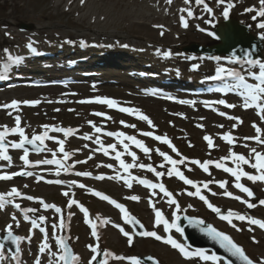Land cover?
<instances>
[{"label": "rangeland", "instance_id": "obj_1", "mask_svg": "<svg viewBox=\"0 0 264 264\" xmlns=\"http://www.w3.org/2000/svg\"><path fill=\"white\" fill-rule=\"evenodd\" d=\"M227 2L229 0H225V7ZM230 2L234 4V7L229 10L230 16L242 18L252 33H264V29L256 27L257 23L264 21V17H257L256 20H253L252 17L256 15V12L245 11L246 8L258 9L260 7L259 0H230ZM205 3L213 9L211 15L203 10V5H196L195 0H191L190 5H185L183 0H172L171 4L165 3V0H88L82 5H80V0H0V71L7 73L8 70L3 68V65L8 64L7 68L12 66V60H8L9 54H18L25 60L26 56L30 54L27 44L31 42L39 50L54 54L43 59L48 64L46 67L37 64L40 61L39 57L34 58V63L28 64L30 68L21 67V70L26 71L25 73L21 72L22 75L31 74L41 78L55 75V78L50 77L52 80L63 79L64 77L61 75L72 77L71 82L69 81L66 86L57 84L35 86L26 82L23 77L11 80L7 84H0V105L10 104L13 100L40 101L34 106L20 103L16 110L0 107V125L14 127V117L19 115L21 127L29 137L43 132V125H61L77 129L67 138L64 134H55L50 131L48 135L55 139L45 140V153L40 156L32 154L29 156V160L32 162L30 167L24 166L23 161L17 162L23 152L12 149L9 145L8 155L12 157L11 164L8 169L0 170V174H11L24 170L31 171L33 175L14 176L7 181L0 180V192H6L12 187H16L21 193L31 194L47 203H54L53 200L62 202L64 204L63 216L66 214L65 217H67V213L70 212L73 216L68 221L64 217L65 224L67 221L66 227L63 230L57 228V235L63 232L69 234L76 254L81 257L80 264H87L90 259V250L86 246L94 244V241L90 238L86 224H84L83 213L76 206L65 207L67 197L60 193L63 190H69L70 195L73 194L78 198L83 195L88 196L89 205L96 211L94 216L98 225L97 217L109 221L107 224L98 226L101 234L100 246L101 249H107L116 255L127 257L151 254L163 264H212L211 261H203L198 257L186 259L170 245L150 237L133 238V245L129 246L127 238L114 226L115 224L120 225L128 231L121 215L100 198L92 195L88 189L105 191L119 200H124L129 206V211L141 219L148 230L164 234L163 225L153 228L155 215L149 206V199H151L155 207L166 216L169 222L172 219L173 211H176L177 215L180 212H186L201 216L219 229L228 232L243 246L252 259L259 260L264 257V231L256 225H249L246 220L241 221L233 217L232 223L229 224L216 217L212 209L199 197L188 195L189 192L195 191L191 185L184 184L175 175L171 177L167 175V169L171 165L167 164L163 157L156 152V149H159L176 160L181 157L187 158L184 164L178 165L179 170L186 178L200 186L201 194L214 207L264 220V205L259 204V200L264 199V182H252L246 177L240 180V183L253 191V197L249 198L247 194L234 187L236 181L230 173L224 172L223 169H217L214 164H210L208 171L205 172L198 165L191 163L192 160H198L201 163L207 160L219 161L220 158L228 155L230 148L237 154L245 155L246 158H250L252 148L264 153V144H258L252 139H245V137L256 135L255 129L252 127L253 123L261 127L262 121L252 112L253 109L243 110L240 104L234 108L213 104L216 109L213 111L212 108L206 107L202 101L211 102L228 98L232 100V97L217 95L216 97L220 98L210 100L213 98L193 93L197 91L190 87L191 82H197L203 75L217 74L218 67L229 68L227 67L229 65L239 67L247 75V65L232 63L228 61L227 56L220 55L221 59L217 61L214 59L217 56L206 57L181 50L191 42L199 45H210L217 42V39L208 35V32H212L216 22L224 18L222 15L224 8L218 9L216 0H205ZM189 6L193 11L192 18H187L186 12L179 11V9ZM181 15L188 19L187 28L180 24ZM207 20H211L212 23H205ZM19 23L32 24V29L23 30L19 27ZM193 23L198 24L205 31L203 33L196 32L192 29ZM157 25H162L163 28L156 27ZM6 32H10L11 35L6 36ZM67 41H71V43ZM122 45H127V47H122ZM59 49L62 50L58 51ZM75 49H77L76 52ZM78 51L83 52V55L89 58L99 57L105 53L108 55L104 59L98 58L96 60L98 65L77 62L75 67L69 68L70 58L79 55ZM121 53L128 59L105 62L113 54L115 59L119 58L122 56ZM164 53H170V55H164ZM66 54L69 55L65 56ZM194 56L196 58L192 60ZM261 60L264 61V55ZM155 66L160 70H146L150 67L154 69ZM144 71H149L151 74L147 77L138 74ZM252 71L258 73L259 69L255 67L252 68ZM14 81L18 82L11 85L15 83ZM151 89L156 95L145 94ZM160 89L165 90L163 91L165 93H160ZM95 97L111 98L116 100L120 107L139 109L149 117L154 127H149L146 121H141L134 115L120 112L117 108H109L107 105L98 103L80 102L93 100ZM168 97H172V99ZM180 100H190L196 103L192 107V105L179 103ZM96 112L104 113L105 116L94 115L93 113ZM219 112H224L227 115L221 116ZM227 116L239 117L242 123L229 120ZM106 117H111V119H106ZM88 121H92L100 128L125 131L131 136H136L151 151L146 155L135 145L129 143V151L136 153L137 160L133 161L126 153L121 158L126 163L151 164L157 171L165 174L157 178L152 172L138 167L129 169V172L125 173L119 167L118 161L114 159L115 151L109 150V155L105 156L102 151L96 150L99 145L93 141L99 136L105 146L115 144L116 151L120 152L124 151L122 145L96 133ZM121 121L129 125L134 124L135 128L125 127L120 123ZM197 124H201L203 127H197ZM233 124L236 125L235 128L232 127ZM148 131L153 132L154 135L167 136L180 155L172 152L168 145L162 144L152 137L140 135V133ZM225 132H229L234 137L232 145L221 139ZM85 134L90 135L92 139H83ZM205 135L212 138L214 147H208L203 138ZM260 135L264 139V128L261 129ZM57 140L65 141L64 149L70 153L67 159L63 157V153L59 152ZM9 141H19V135H9L6 137L5 143L7 144ZM53 153L56 154L55 158L61 160L64 158V165L70 169L66 174L61 171L59 176L63 174V177L68 181L75 180L78 184H84L85 188L60 187L46 182L55 179L57 168H51L50 165L38 166L35 162L53 159ZM90 156L91 159H89ZM77 161L86 162L77 163ZM1 163L9 164L7 161ZM224 163L227 167H235V162L231 159ZM108 164L113 167L104 166ZM161 164L164 167H160ZM19 167L24 168L19 169ZM241 167L244 171L255 175V169L250 168L249 165H241ZM85 169L92 172H105L109 177H114L119 173L121 178H107L102 181L84 180L79 178L75 172ZM129 174L140 178L145 177L157 184L162 183L174 195L179 208L177 209L176 205H169L166 202L168 197H165L159 188H142L135 180H130L131 187L125 185L124 176L128 177ZM38 175L43 177L39 182L36 180ZM220 181L226 182L225 188L219 187ZM204 182H208L207 189L203 188ZM225 191L231 192L233 197H241V200L223 195ZM133 195L140 199L133 201L127 198ZM242 201L254 203L256 206L249 209ZM15 202L20 204L21 209H37L35 213H28L31 217L37 219L40 215L46 217L44 224L50 235L48 242L52 246V250L56 251L55 240L52 237V225L58 224L63 216H58L53 209H43L38 200L29 201L18 197ZM21 209L18 212L11 205H6L4 210H0V234L3 235L6 225L12 223L14 233L25 237L29 235L30 225L22 220ZM12 215H15L19 220V227H16L11 220ZM172 236L176 240L179 239V234L176 231H172ZM41 238L35 232L31 242L28 240L22 242L20 264H34L37 255H40L41 264H48L47 252L39 254ZM253 238H255V242ZM205 253L211 255L208 252ZM4 254V264H17V261L10 257L6 249H4ZM109 264H128V262L109 259ZM217 264L223 263L218 261Z\"/></svg>", "mask_w": 264, "mask_h": 264}, {"label": "snow or ice", "instance_id": "obj_2", "mask_svg": "<svg viewBox=\"0 0 264 264\" xmlns=\"http://www.w3.org/2000/svg\"><path fill=\"white\" fill-rule=\"evenodd\" d=\"M185 5H190L191 0H183ZM80 3L83 4L84 0H80ZM165 3L171 4L172 0H165ZM216 3L218 5L225 4V0H216ZM196 5H203V10L206 11L209 15L212 14L213 9L208 6L207 3H205V0H195ZM260 7L258 9L254 8H246L245 11L252 12L255 11L256 15L252 17L253 20H256L257 17H264V0H259ZM234 7V4L230 2H227L226 7H224L222 15L225 19H228L229 17V10ZM167 11V9H165ZM181 13L186 12L187 18L193 17V11L191 6L187 8H181L179 9ZM184 15L180 16V24L182 27L187 28L188 27V19ZM205 23H212L211 20L205 21ZM156 27L163 28L162 25H157ZM259 29H264V21H261L257 23L256 25ZM201 31H205L204 29H201ZM161 35H163V32H161ZM208 35L214 36L215 34L213 32H208ZM260 39L264 40V33L260 34ZM68 43H71V41H67ZM27 47L30 51L35 52V48L33 47L32 43H28ZM122 47H127V45H122ZM7 51V50H5ZM164 55H170V53H164ZM10 60L13 62L18 61L19 57H9ZM215 60L219 61L221 57L217 56L214 57ZM232 63H241L247 65V76L252 77L256 82L255 83H248L246 80L245 75L241 74V72L236 71L234 69H226L224 67H218L216 69L217 77H219L221 74H226L229 77L234 78L236 83L233 85V88L238 91V95L242 99L241 107L244 109H255L256 114L259 117L261 121H264V61L259 59L252 58V53L245 51L243 53V57L237 56L234 52L233 54L227 58ZM195 67V66H194ZM258 67L259 71L258 74L252 71V68ZM3 76H0V79H3ZM146 95H156L155 92L146 91ZM169 99H172V97H168ZM81 103H98V104H104L107 105L109 108H117L118 111L127 113L129 115H134L137 119L141 121H146L149 125V127H154L153 122L149 119L148 116L144 115L139 109L129 108V107H120L118 106V103L116 100L107 98V97H95L93 100H87V101H80ZM20 103L26 104V105H36L40 103L39 100H25V101H11L10 104H4L0 105V107H3L5 109H18V105ZM179 103L182 104H189L194 105L195 101L190 100H180ZM202 103L209 108H212L213 111H216V109L213 107V104H219L224 105L227 108H234L236 107L235 104L226 103L225 100L220 99L216 101H202ZM58 111V109H57ZM71 111V109H70ZM97 116H105L104 113L96 112L93 113ZM9 115H11V112H9ZM182 115V114H180ZM219 115L226 116L227 114L224 112H219ZM229 120H236L240 123L242 121L239 117H233V116H227ZM106 119H111V117H106ZM15 126L9 128L7 125H0V160L9 162V165L11 164L12 157L8 155V146L10 145L13 149H23V155L20 156V160L23 161L24 166H30L32 162L29 160V150L25 147L26 144L32 145L33 149L37 152H40L42 150V146L44 145L45 140L47 139H55L54 137H50L48 133L50 131L53 132H61L64 134L65 138L72 135L74 133V130L72 128H62V127H55L50 125H43L42 128L44 129L43 132L40 134H33L31 136V139L28 138V136L25 134V130L23 127H21V117L19 115H16L14 117ZM90 125H92L94 131L96 133H101L102 129L100 127H97L93 124L92 121H88ZM125 127H131L135 128V125H129L125 124L124 121L120 122ZM197 127H203L201 124H197ZM220 127H223L220 125ZM233 128L236 127L235 124L232 125ZM252 127L255 129L256 135L253 137H245V139H252L255 140L258 144H264V139L261 138V128L257 126L255 123H253ZM19 135V141L18 142H11L9 141L7 144L5 143L6 137L9 135ZM105 135L109 137H116L119 143L122 145L124 151H116V145L115 144H109L105 146L99 136L93 141L94 143L99 145V148L96 149L97 151H102L105 156L109 155V150L115 151L114 159L118 161L119 167L124 170L125 173L129 172V169L138 167L140 169H146L149 172H152L157 178L161 177L165 173L157 171L151 164L145 165V164H136V163H126L121 157L126 153L128 156L132 158L133 161L137 160L136 153L133 151H129V144L125 143V141H129L132 145H135L136 148L140 149L142 152H144L146 155L151 151L148 147L145 146V144L136 138V136L126 135L123 132H106ZM140 135L146 136V137H152L154 140L159 141L162 144L168 145L169 148H171L172 152H175L178 156L180 155L175 146L172 144V142L167 138V136H159L154 135L153 132H142ZM204 140L207 142V145L209 148L214 147L213 140L210 136L205 135ZM83 139L85 140H91L92 137L88 134H85ZM221 139L226 141L229 145H232L234 142V137L229 133L225 132L221 136ZM37 142H39V146L37 145ZM56 143L59 145V152L63 153V157L67 159L70 155L67 151L64 149V140H57ZM87 147V145H85ZM156 152L159 156L163 157V160L167 162V164L171 165L167 169V175L173 176L175 175L178 179L182 180L184 184L191 185L195 191L189 192L188 195L190 196H197L200 200L204 201L207 206L212 209L213 212H216L217 214L220 213V209L214 207L212 204L208 202V200L205 198L204 195L201 194V188L200 186L194 182L191 179H188L185 177V175L179 170L178 165L184 164L185 160L187 158L181 157L179 160L173 159L170 155L167 153L160 151L159 149H156ZM55 153H53V159H44V160H38L35 162L36 165H56L57 171L55 175L58 177L60 175L59 169H63L64 172H68L70 169L68 166L64 165L63 160L56 159ZM91 159V156L89 157ZM233 160L235 162V167H227L225 166L224 161L226 160ZM254 161V162H252ZM86 161H77V163H85ZM192 164L198 165L201 169H203L205 172L208 171V166L210 164H214L217 169H223L224 172L230 173L234 178L236 183L234 184V187L239 189L240 192L247 194V197L251 198L253 197L254 193L253 191L246 187L243 183H240V180L242 177H246L248 180L252 182H264V153L257 151L256 148H252L250 152V158H246L243 154H237L232 149H229L228 155L225 157L220 158L219 161H212L207 160L201 163L198 160H192ZM241 165H249L250 168L255 169L256 173L255 175L250 174L247 171H244ZM99 166V165H98ZM105 167L112 168L113 165L108 164L104 165ZM160 167H164L163 164L160 165ZM33 173L31 171H24L21 170L19 172H13L11 174H0V180L7 181L11 180L14 176H32ZM77 176H90L91 173L89 172H77ZM108 179H120L119 173H117L114 177H107ZM41 179H43L42 176H36V180L39 182ZM95 179L97 180H103L105 177L103 175L96 176ZM130 180H135L139 184L150 188V189H157L159 188L160 192L163 193L165 197H168L167 203L169 205H176L177 209L179 208V205L177 204V201L172 198V193L169 192L165 186L157 183H153L147 179H142L140 177L132 176L131 174L128 175L127 178H124V184L128 187H131ZM49 184H57V185H63L65 181L60 179L55 180H47L46 181ZM225 181L219 182L220 188H225ZM73 186L79 187V188H85L84 184H78L77 181L72 180L68 182V187L72 188ZM27 187V185H25ZM203 188H208V182L203 183ZM88 191L96 196L99 197L102 200L107 201L111 205H113L115 208L119 209L121 213V218L124 220L125 224H131L133 226L139 225V228L141 229L139 232L135 231V227H133L132 233H135V235L141 236V237H150L154 238L157 241H162L164 244L170 245L173 249H176L179 251V253L185 257L193 258L198 257L200 260L203 261H211L212 264H217L218 261H221L222 258L217 256L215 253L208 255L205 253L203 249H195L190 250V247L184 243L178 242L175 238H173L172 235L163 236L159 234L155 230H146L144 228V225L140 223L138 219H136L134 216L130 215L129 212L126 210L125 206L123 204L118 203L114 199H111L110 197L97 192L93 191L92 189H88ZM65 197H68L67 201V207L72 208L73 206H76L81 213H83V221L85 224L89 225L91 228V235L95 238L97 243L87 245L86 247L90 250V259L87 261V264H109V259H114L116 261H128V264H143V261L139 259L136 256L126 257L123 255H116L111 251L103 250L101 249L99 245V235H98V226L104 225L109 223L106 219H100L99 225L89 218V212L88 209L84 207L83 204H81L76 199L71 198L69 191H64L62 193ZM223 195L228 197H233V194L231 192L225 191ZM18 197H23L24 199H27L29 201L38 200L39 204L43 207V209H54L56 213H61V208L57 207L54 204L47 203L43 199L35 198L32 196H23V194L16 188L12 187L9 191L6 192H0V210H4L6 205H13L16 209H21L20 204L14 203L15 199ZM130 200L138 201L140 197L138 196H130L127 197ZM236 200H241V197L235 196L233 197ZM246 203L247 207L249 209L255 207L256 205L254 203L248 202V201H242ZM260 205H264V199L259 200ZM149 206L152 208L155 220L153 224V228H158L160 225H163V232L169 233L170 230L175 229L176 232L180 233L181 236H183V229L179 226L177 223V220L179 219L176 211H173L172 213V219L171 222H169L168 219L165 218L164 214L155 207V204L152 202L151 199H149ZM23 213H25L23 219L25 221H29V216L27 213H35L37 209L35 208H25L21 209ZM73 214L70 212L68 214V218L70 219ZM235 217L236 219H239L241 221H247L249 225H256L260 229H264V220L256 219L251 216H245L241 215L239 213H235L233 211H228L226 215H220V218L222 220L227 221L229 224L232 223V218ZM11 220L15 223L16 227H19V220H17V217L15 215L11 216ZM46 221V217L43 215H40L38 219H31V228L29 229V235L28 236H20V235H14L13 234V224L9 223L6 225L4 232L6 235L2 237L3 241H10L11 244L15 245V251L11 253V257L13 260L17 261V264H20V242L24 240H28L31 242L32 239V229L38 228L39 231L43 234V240L39 244V254H44L47 252L48 255V264H80L81 257L74 253L72 248L67 243V237L63 235H57V228L63 230L66 227L64 218H61L58 224H53V232L52 237L55 239L56 244V251L52 250V246L49 244L48 240V233L46 231L45 227H42L41 225L44 224ZM190 223L194 226H199L203 224V221L201 220H195L190 218ZM115 227L119 228L120 232L127 238V242L129 246L133 245V234L129 231L125 230L123 227H120V225H114ZM235 227V225H233ZM200 231L204 232L207 236H209L213 241L219 244L221 248H223L230 257H235L237 260L241 261L242 264H264V257H261L259 260H254L250 258L248 255H246L244 249L240 246H238L236 243L233 242V240L226 234H224L221 231H218L216 228H214L212 225H208L206 228H200ZM255 242V238H253ZM5 244L0 242V261H3L5 259L4 254ZM98 257H102L99 258ZM147 260L151 261L152 264H159V261L156 260L154 257H147ZM34 264H41L40 255H37L34 261ZM223 264H231V261H223Z\"/></svg>", "mask_w": 264, "mask_h": 264}, {"label": "water", "instance_id": "obj_3", "mask_svg": "<svg viewBox=\"0 0 264 264\" xmlns=\"http://www.w3.org/2000/svg\"><path fill=\"white\" fill-rule=\"evenodd\" d=\"M214 34L218 37L220 43L214 46H198L191 44L185 47V50L203 52V53H217L230 54L233 52L240 57H243L245 51L252 53V58L261 57V39L255 38L250 34L247 28L235 20L229 19L219 24L214 30ZM195 220H201L191 218ZM202 221V220H201ZM179 226L183 229V237L186 243L196 248L211 249L217 256L224 261H231V264H242L241 261L235 257H230L229 254L213 241L200 228H206L208 224L203 222L202 225L194 226L190 223V218L185 215L179 220Z\"/></svg>", "mask_w": 264, "mask_h": 264}, {"label": "bare ground", "instance_id": "obj_4", "mask_svg": "<svg viewBox=\"0 0 264 264\" xmlns=\"http://www.w3.org/2000/svg\"><path fill=\"white\" fill-rule=\"evenodd\" d=\"M85 1H88V0H84V2ZM80 5H82L81 3H80ZM216 7L218 8V9H222V8H224L225 7V4H220V5H216ZM238 19V22L239 23H245V21L242 19V18H240V17H238L237 18ZM192 29L193 30H195L196 32H198V33H203L204 31H201V29H203L201 26H199L198 24H192ZM165 31H167V30H165ZM6 35L8 36V35H11V33L10 32H6ZM201 38H202V36H201ZM205 39V38H204ZM204 42V41H203ZM263 43H264V41H263ZM263 53H264V49H263ZM195 59V58H194ZM239 72H241V74L243 73V71H240L239 70ZM196 84V83H195ZM196 88H198L197 86H195V91H197V92H193V93H196V94H199L200 93V91H198L199 89H196ZM194 91V90H193ZM190 93H192V92H190ZM203 96V95H202ZM233 100V101H232ZM231 100V98L229 99H225V101H226V103H231V104H235L236 105V107L240 104V106H241V104H242V101H241V98L240 97H238L237 95L235 96V97H233V99ZM187 105H189V104H187ZM193 106H195V105H192V107ZM242 109L243 110H246V109H244L243 107H242ZM248 111L250 110V109H247ZM253 112H255V111H253ZM261 125V129H263L264 128V121H262V123L260 124ZM257 174V173H256ZM167 235H172V230H170V232L169 233H164L163 234V236H167Z\"/></svg>", "mask_w": 264, "mask_h": 264}]
</instances>
